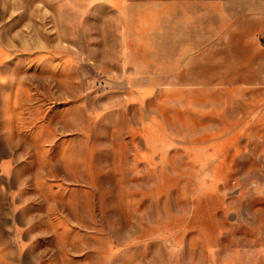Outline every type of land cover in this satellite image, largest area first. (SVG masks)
<instances>
[{"label":"rangeland","instance_id":"obj_1","mask_svg":"<svg viewBox=\"0 0 264 264\" xmlns=\"http://www.w3.org/2000/svg\"><path fill=\"white\" fill-rule=\"evenodd\" d=\"M118 4L0 0V264H264L258 55L182 68Z\"/></svg>","mask_w":264,"mask_h":264},{"label":"crops","instance_id":"obj_2","mask_svg":"<svg viewBox=\"0 0 264 264\" xmlns=\"http://www.w3.org/2000/svg\"><path fill=\"white\" fill-rule=\"evenodd\" d=\"M117 10L121 39L179 44L182 68L196 60L217 69L220 50L234 45L245 57L255 52V68L264 70V0H119Z\"/></svg>","mask_w":264,"mask_h":264}]
</instances>
